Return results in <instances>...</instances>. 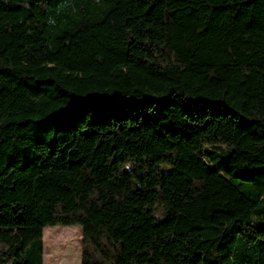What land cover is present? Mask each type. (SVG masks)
<instances>
[{"label": "trees", "instance_id": "16d2710c", "mask_svg": "<svg viewBox=\"0 0 264 264\" xmlns=\"http://www.w3.org/2000/svg\"><path fill=\"white\" fill-rule=\"evenodd\" d=\"M59 227L82 264H264V0H0V264Z\"/></svg>", "mask_w": 264, "mask_h": 264}, {"label": "rangeland", "instance_id": "374dc122", "mask_svg": "<svg viewBox=\"0 0 264 264\" xmlns=\"http://www.w3.org/2000/svg\"><path fill=\"white\" fill-rule=\"evenodd\" d=\"M228 157L227 152H219L217 157L215 158V162L219 169H222L225 165L226 159ZM162 171L164 173L169 172L170 167L166 164H161ZM154 216L159 220H164L167 218V215L161 210H156ZM46 235V239L44 240V264H62L63 261L68 256L67 252L63 251H55L53 248V244L59 243V247H64L66 250L70 245H75L76 255H77V263L82 264V249L80 241L82 239V229L79 227H69V228H47L44 230V236ZM59 235H68L70 238H63L55 241L54 238ZM67 251V250H66Z\"/></svg>", "mask_w": 264, "mask_h": 264}]
</instances>
